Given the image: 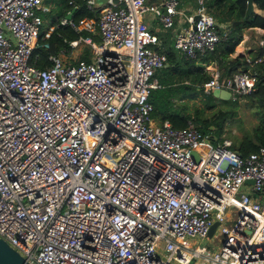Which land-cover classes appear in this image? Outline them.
<instances>
[{"label":"built area","instance_id":"obj_1","mask_svg":"<svg viewBox=\"0 0 264 264\" xmlns=\"http://www.w3.org/2000/svg\"><path fill=\"white\" fill-rule=\"evenodd\" d=\"M179 1L105 0L94 15L62 17L87 34L38 66L29 58L47 46L48 6L0 0V236L30 263L264 264V143L241 154L191 119L175 127L152 115L166 60L152 21L173 27V47L191 57L224 35L201 0L192 13ZM79 43L88 58L71 60ZM257 43L264 51V35ZM243 57L229 74L204 63L201 91L249 93L263 54ZM214 234L212 251L194 243Z\"/></svg>","mask_w":264,"mask_h":264},{"label":"trees","instance_id":"obj_2","mask_svg":"<svg viewBox=\"0 0 264 264\" xmlns=\"http://www.w3.org/2000/svg\"><path fill=\"white\" fill-rule=\"evenodd\" d=\"M188 1L191 2V0ZM42 2L48 6V9L40 12L42 16L40 31L49 24L54 26L46 38L47 46L42 45L43 40L35 45L30 52L29 61L38 66L48 63V54L57 53L60 49L69 50L71 40L78 38L80 34H87L85 31H76L68 23H60V18L65 17V14L71 9L72 20L83 15H94L98 10L97 6L87 7L86 0H42ZM202 3L219 24L227 26V33L221 37L212 50L197 57H191L173 47L170 35L157 32L162 50L166 54V60L164 65L155 72L160 86L151 89L149 100L153 105L152 115L157 117L158 121L166 119L173 126L181 127L185 125L187 119H191L202 131L210 132L218 139L224 127L222 121L219 120H224L225 113L223 111L218 110L214 117H199L196 114H189L183 109V106L176 105L175 100L177 97L180 98L185 94L192 95L199 90L204 95L206 106L211 107L215 105L216 100L220 101V98L213 96L211 91L201 92L200 90L199 83L208 78V73L203 69V63L214 60L221 74H229L237 68L246 66L243 54H237L233 58L227 56L240 40L243 27L264 25V0H254L261 12L253 11L247 17H243L246 0H203ZM233 20H236L234 24L231 23ZM92 36L97 39L96 35ZM38 41H40V36ZM256 54H263V61L255 65L256 83L254 88L245 95L248 98V107L252 108L255 117H257L256 122L249 131H245L230 143V146L241 154L254 150L259 144L264 143V51L257 47V51L253 55ZM88 55V45L84 44L77 57L88 58ZM232 100L236 101V99Z\"/></svg>","mask_w":264,"mask_h":264},{"label":"rangeland","instance_id":"obj_3","mask_svg":"<svg viewBox=\"0 0 264 264\" xmlns=\"http://www.w3.org/2000/svg\"><path fill=\"white\" fill-rule=\"evenodd\" d=\"M188 5L190 4L188 3ZM178 15H181V17H175V25L184 24L183 15ZM173 30V27L160 28L159 26L157 28V31L168 35H171ZM246 30L247 29H245V31ZM83 45L84 44L82 43L75 45L70 53L66 56L73 60L76 56H78V53L82 50ZM243 96L240 97V99H238L237 101L231 100L230 97L223 100L220 99V101L216 100L215 105L208 107L206 106L207 103L204 101L205 98L203 93H200L198 90L192 95L185 94L180 98L177 97L175 100V104L183 106V109L189 114H196L199 117H214L217 114L218 110L223 111V113H225L224 120L219 119L222 121L224 126L223 130L220 133V139L224 140V138H227L230 140V142H233L245 131H249L250 128L255 124L257 118L255 117L252 108L248 107V98L246 96ZM215 141V139L211 140V142ZM228 211L232 213L234 211V207L230 206L228 208ZM194 238L196 239L194 243L200 244V247H202L203 249H207L208 251H212L218 243L216 234L206 237L194 236Z\"/></svg>","mask_w":264,"mask_h":264},{"label":"crops","instance_id":"obj_4","mask_svg":"<svg viewBox=\"0 0 264 264\" xmlns=\"http://www.w3.org/2000/svg\"><path fill=\"white\" fill-rule=\"evenodd\" d=\"M201 1H203V0H201ZM181 2L182 3H181V5L179 4V7H180V9H182L184 11L183 13H192L193 9L198 4V0H191V2H189L188 0L187 1L184 0ZM188 3L190 5H188ZM253 11L261 12V9L255 5L254 0H253ZM178 14H182V13H177L175 15V17H177V18L181 17V15H178ZM148 17H149V15H145L146 19H148ZM235 22H236V20H235ZM235 22L233 21V23L232 22L231 23L234 24ZM152 25H154V29L156 30V32H160V31H157L158 25H157V22L155 20L152 21ZM219 26H220L219 29L221 30V32L223 31L224 35H225L227 33V30H228L227 26L225 24H222V23L219 24ZM260 27L261 26H256V25L243 27L241 29L240 40L234 45L233 50H231L230 54L227 57L233 58L235 55L243 54L244 52H247L251 55L255 54L257 51V47H258L257 41L261 36L264 35V33L261 32ZM245 29H247V30L245 31ZM170 37H171V35H170ZM214 62H215L214 60H209V61L204 62V63H214ZM204 63H203V69H204ZM243 95L245 96L246 94H243ZM243 95H240L239 97H237L236 101L238 99H240V97H242ZM221 100H223V99H221ZM261 197L264 198L263 193L261 194Z\"/></svg>","mask_w":264,"mask_h":264},{"label":"water","instance_id":"obj_5","mask_svg":"<svg viewBox=\"0 0 264 264\" xmlns=\"http://www.w3.org/2000/svg\"><path fill=\"white\" fill-rule=\"evenodd\" d=\"M104 1L105 0H94V5L98 6L100 2H104ZM71 11L72 9L65 14L66 18H70ZM252 11H253V0H246V6L243 16L247 17L249 14L252 13ZM193 17L196 18L197 13H194ZM211 93L213 96H216L220 99H226L230 97L229 90L226 88L213 87L211 89ZM209 146L210 144L208 142H201L199 143L197 150H199L202 153H205V151L209 148ZM197 150L193 152V155L196 158L198 157ZM247 180L251 181V179H247ZM216 223L217 220H214L210 224L208 231L209 234L212 232ZM0 264H32V263H30L15 247H13L3 237L0 236Z\"/></svg>","mask_w":264,"mask_h":264}]
</instances>
